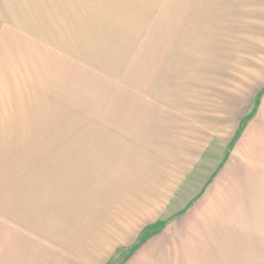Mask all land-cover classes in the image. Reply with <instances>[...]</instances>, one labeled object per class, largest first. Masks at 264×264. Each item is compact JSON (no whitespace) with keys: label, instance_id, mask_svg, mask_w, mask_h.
<instances>
[{"label":"rangeland","instance_id":"obj_1","mask_svg":"<svg viewBox=\"0 0 264 264\" xmlns=\"http://www.w3.org/2000/svg\"><path fill=\"white\" fill-rule=\"evenodd\" d=\"M23 3L25 22H0V35L12 30V48L0 42V83L8 109L21 112L15 137L27 141L6 167L17 210L5 232L24 243H0L11 255L0 264H34L46 243L60 264H116L179 206L175 122L245 110L250 96L246 110H257L264 0ZM147 246L133 264L149 263Z\"/></svg>","mask_w":264,"mask_h":264},{"label":"crops","instance_id":"obj_2","mask_svg":"<svg viewBox=\"0 0 264 264\" xmlns=\"http://www.w3.org/2000/svg\"><path fill=\"white\" fill-rule=\"evenodd\" d=\"M24 5L23 0H0V22H25L20 19L19 9ZM8 31L12 33V30L1 32L0 42L10 50L12 43L5 41L12 37L8 36ZM13 48L12 54H21L19 47L13 45ZM16 58L21 59V56ZM1 83L0 243L19 242V247L16 245L13 251L18 248L21 251L22 236H7L5 232L7 228L11 233L14 226L11 212L17 210L10 205L12 178L6 167L11 168L19 151L27 150V141L15 137L22 133L21 126L17 125L21 112L8 109L11 91L6 81ZM251 99L250 96L249 101H244L247 103L245 110H234L223 116L220 112L217 119L211 116L203 121L199 111H195L194 121H183L180 127L175 122L180 134L172 140L181 157L179 206L166 207L162 228L146 235L116 264H133L135 257L144 255L145 243L150 249L148 264H264V95L254 113L247 111ZM158 113L164 117L154 114L151 124L169 114ZM19 159L24 161L19 163L27 167L26 158L19 156ZM159 233L163 234V246L152 251L157 240L150 238ZM35 242L43 243L38 239ZM54 248V244L47 243L41 250L38 248L36 252L41 256L34 264H60V257L53 256ZM1 254L0 262L11 257L3 252L2 259ZM67 262L82 264L75 256L67 257Z\"/></svg>","mask_w":264,"mask_h":264}]
</instances>
